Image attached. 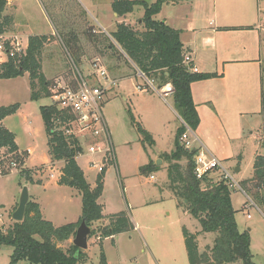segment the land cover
<instances>
[{
	"label": "rangeland",
	"instance_id": "374dc122",
	"mask_svg": "<svg viewBox=\"0 0 264 264\" xmlns=\"http://www.w3.org/2000/svg\"><path fill=\"white\" fill-rule=\"evenodd\" d=\"M10 1L12 6L8 15L14 17L12 34L17 35L11 39L15 42L12 45L13 52L17 51L15 44L19 45L20 51H25L30 36H48L53 33V39L45 44L40 57L41 72L45 78L53 83L60 80L69 84L81 76L88 84L104 89L100 104L103 125L101 128L96 126L99 135L93 138L90 132L80 133L76 125L70 124L72 135L78 139L82 150L76 157V164L86 182L93 188L96 181L101 179L98 203L102 205L103 219L87 226L90 230L87 248L80 250L83 258L78 264H188L183 230L186 228L196 234L200 232V226L177 207L169 189L167 164L162 155L172 152L175 133L181 124L174 112L172 98L159 99V90L155 85L138 93L136 87L144 85L145 80L123 57H116V53L111 52L112 57L107 55L99 58L108 72V78L96 74L91 66L95 52L85 40L88 28L95 33L108 35L115 31L117 24L124 23L140 30L141 24L138 23L144 10L135 7L129 14L114 17L116 14L111 4L115 0ZM142 1L150 4L155 0ZM216 3L230 8L224 16L233 22L243 18L231 9L240 3L244 4L246 10L250 9L245 21L254 19V27L264 22V0H216ZM174 12L171 6L163 7L154 19L169 17ZM261 32L264 97V31ZM68 33L75 34L80 41L82 56L78 68L74 67L61 45V39L65 40L64 34ZM2 49L0 61H6L7 52ZM110 80H116V83L109 86ZM29 96L28 74L0 80V107L19 106L18 111L5 118L2 124L14 134L18 154L23 157V164L20 161L14 167L13 163L10 166L7 163L3 167L5 173L0 169V228L3 230L14 222L13 209L19 202L23 188L27 189L29 200L40 205L43 218L56 227L76 223L82 212L79 192L58 183L63 162L54 164L49 156L40 107L53 103L48 98L31 101ZM251 125H255V131L252 134L245 132L236 156L223 162V165L232 172L240 188L232 190L230 195L237 229L249 235L253 264H264V212L252 202L243 184L252 175L255 156L264 155V148L260 147L264 142V116L262 122L252 118ZM139 126L152 137L154 142L150 146L143 145V136L137 129ZM187 136L189 140L192 135ZM189 143L191 147L194 146L191 140ZM92 145H98L102 153H90L88 149ZM27 150L30 152L27 153ZM157 150L169 153L157 156ZM156 156L163 161L158 166L154 163ZM150 161L160 169L142 173L141 169ZM235 166L240 168L239 173L233 172ZM21 169L29 170L32 181L20 176ZM219 177L218 173L209 175L213 182L220 180ZM120 212L127 215L134 228L113 237L100 238L99 228L104 229L108 219ZM74 237L68 242L56 243L57 247L67 251L73 245ZM214 238L215 235L211 233L199 234L196 237L199 252L212 247ZM11 254V247H0V264H9ZM101 254L105 258L104 263H101ZM18 264L26 263L21 261Z\"/></svg>",
	"mask_w": 264,
	"mask_h": 264
},
{
	"label": "trees",
	"instance_id": "16d2710c",
	"mask_svg": "<svg viewBox=\"0 0 264 264\" xmlns=\"http://www.w3.org/2000/svg\"><path fill=\"white\" fill-rule=\"evenodd\" d=\"M183 0H155L147 3L142 0H115L112 10L117 16H124L141 7L144 12L140 20L143 29L135 30L129 25L117 24L115 31L106 35L87 29L86 41L96 57H111L112 54L129 60L134 69L153 80L156 88L170 84L174 90L172 105L181 124L175 133L173 150L163 154L167 164L166 175L169 189L177 207L196 220L200 232L190 233L183 230V239L188 264H253L250 252V239L247 232H239L235 223V211L232 208L229 189L222 181L213 182L209 176L197 180L193 175L194 152L187 150L180 142L186 130L194 133L199 125V116L191 95V85L195 82L213 78V74L192 71V64L184 63L185 52L180 42L179 31L169 28L154 17L164 4H177ZM7 0H0V37L14 31V17L6 14ZM62 35V33H61ZM61 45L70 56L74 67L81 64L80 41L75 34H64ZM53 36L38 35L28 38L25 51H12V44L2 39V47L7 52V60L0 63V80L14 79L28 74L30 100L51 99L53 82L47 80L41 72L40 57L46 43ZM12 54V55H11ZM123 54V55H121ZM73 84V81L69 82ZM19 109L17 104L0 107V169L8 163L23 164L18 154L15 136L2 124L3 120ZM40 114L47 137L48 152L52 162H63L58 183L76 189L81 195L82 212L76 223L55 227L43 219L38 204L28 201L22 222H13L5 230L0 228V247L12 248L9 264H78L83 254L75 246L67 251L57 247L56 243L68 242L74 237L81 222L86 226L102 221V205L98 203L101 179L91 188L76 164V157L82 150L74 135H65L71 128L74 116L71 112L59 110L55 104L41 106ZM143 136V145H151L150 134L141 126L137 128ZM264 148V142L260 144ZM18 162V163H17ZM8 166V168H9ZM149 162L141 172L159 170ZM28 169H21L20 176L32 181ZM244 189L252 202L264 212V155H257L252 165V175L243 181ZM134 226L124 212L112 215L104 229L99 228V237H113L132 230ZM215 235L212 247L202 253L198 250L196 237L199 234ZM94 235L95 233L92 232ZM101 263L105 262L101 254Z\"/></svg>",
	"mask_w": 264,
	"mask_h": 264
},
{
	"label": "crops",
	"instance_id": "0c3cea01",
	"mask_svg": "<svg viewBox=\"0 0 264 264\" xmlns=\"http://www.w3.org/2000/svg\"><path fill=\"white\" fill-rule=\"evenodd\" d=\"M11 3L7 0L6 14L11 9ZM170 6L175 9L173 15L155 19L179 31L184 54L190 56L197 72L214 75L211 79L191 85L199 125L189 140L194 148L202 146L222 163L232 160L239 150V143L245 138V132L253 133L255 125H251L252 118L262 122L264 116L262 32L252 25L254 19L245 21L250 9L246 10L242 3L238 7H231L243 17L234 22L224 16L230 8L224 4L218 6L216 0H183L177 4H164L160 13L163 7ZM138 24H141L140 21ZM139 26L141 31L142 25ZM14 37L17 35L11 32L0 37V41L5 39L10 42ZM14 43L11 40V44ZM116 57L121 59L123 56L116 54ZM125 61L134 69L129 60ZM158 98L165 100L160 96ZM163 153L169 151H156L157 156ZM157 156L154 163L159 160ZM160 161L162 164L163 161ZM233 172L239 173L240 168L235 166ZM34 203L38 204L36 201Z\"/></svg>",
	"mask_w": 264,
	"mask_h": 264
},
{
	"label": "built area",
	"instance_id": "2783aa9c",
	"mask_svg": "<svg viewBox=\"0 0 264 264\" xmlns=\"http://www.w3.org/2000/svg\"><path fill=\"white\" fill-rule=\"evenodd\" d=\"M255 28L259 31H264V22L259 23ZM15 46L17 47V52L20 51L18 48L19 45L15 44ZM2 48V45H0V50H3ZM184 63L192 64L189 55L184 56ZM91 66L96 74L106 79L108 78V72L99 58H94ZM192 71L197 72L193 65ZM138 75L145 80L144 85L136 87L138 93L144 92L149 87L154 88L153 80L145 77V75L140 72H138ZM115 83L116 80H110L109 86H113ZM52 89L54 92L51 97L52 103L55 104L59 110H65L73 114L74 119L71 125H76L80 130V133L87 131L92 134L93 138L98 136L100 132L96 130V126L99 125L101 128L103 125L100 114V104L104 95V89L100 86L88 84L81 76H79V80H73V84L63 83L58 80L54 82ZM157 89L159 90L157 94L162 99L172 96L174 92L170 84H166ZM64 134L71 135V128L66 130ZM188 134H191V132L186 130L181 136L180 142L183 143L187 150L194 152L193 175L195 178L197 180H202L210 174L218 173L220 181H222L229 189H240L238 183L233 178L232 172L229 171L220 160L202 146L198 148L191 147L187 136ZM88 151L90 153H102V150H99L98 145L90 146ZM12 166L16 167V164L13 163ZM99 171H101L100 168Z\"/></svg>",
	"mask_w": 264,
	"mask_h": 264
},
{
	"label": "water",
	"instance_id": "95a60500",
	"mask_svg": "<svg viewBox=\"0 0 264 264\" xmlns=\"http://www.w3.org/2000/svg\"><path fill=\"white\" fill-rule=\"evenodd\" d=\"M161 164L160 160L155 162V165L158 166ZM238 169H236V172ZM29 201V196L27 189L23 188L22 193L19 198L18 205L15 211L12 214V220L14 222H22L25 215V208ZM89 228L85 225L84 222H81L78 228L76 229L75 237L73 240V245L78 248V250H85L87 248V236L89 235Z\"/></svg>",
	"mask_w": 264,
	"mask_h": 264
}]
</instances>
